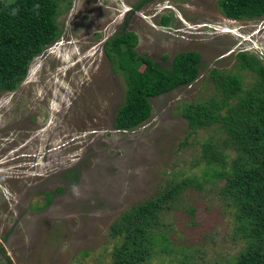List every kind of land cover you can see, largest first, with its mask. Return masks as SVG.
<instances>
[{
	"label": "rangeland",
	"instance_id": "374dc122",
	"mask_svg": "<svg viewBox=\"0 0 264 264\" xmlns=\"http://www.w3.org/2000/svg\"><path fill=\"white\" fill-rule=\"evenodd\" d=\"M142 1L72 0L58 18L59 40L79 47L58 45L54 55L34 59L19 88L0 94V264H8L6 257L11 264H111L110 226L125 210L172 181L202 180L201 145L222 135L215 128L193 132L182 112L213 95L209 71L236 73L244 88L255 82L236 56L247 35L260 45L258 56L249 54L264 65V19L240 27L221 15L218 0ZM124 19L138 37L136 51L163 68L186 51L202 61L195 82L151 99L150 120L129 132L114 129L125 82L103 49ZM206 24L217 31L197 29ZM258 30L262 38L252 36ZM76 52L84 55L62 68V58L72 61ZM204 182L164 215L171 248L149 264H176L183 255L189 264H232L243 251L233 211L218 195L223 182ZM48 193L54 197L45 205Z\"/></svg>",
	"mask_w": 264,
	"mask_h": 264
},
{
	"label": "trees",
	"instance_id": "16d2710c",
	"mask_svg": "<svg viewBox=\"0 0 264 264\" xmlns=\"http://www.w3.org/2000/svg\"><path fill=\"white\" fill-rule=\"evenodd\" d=\"M71 5L72 0H0V94L16 91L30 63L60 38L58 18ZM218 9L230 20L264 19V0H218ZM127 23L125 19L103 46L111 69L125 82V97L114 119V129L122 132L148 122L151 99L191 85L202 67L195 51L176 54L168 68L140 55L138 37L126 30ZM250 54L239 52L236 62L241 70L255 74L253 85L244 88L238 74L212 69L208 77L213 95L186 105L182 112L193 132L215 128L222 135L202 143L198 161L204 163L201 181L223 182L218 195L232 209L235 236L244 242L232 264H264V65ZM201 181H172L156 196L125 210L110 226V237L116 241L111 264H149L158 252L170 250L162 231L164 215L182 202L187 189L201 188ZM53 197L48 193L45 205ZM183 256L176 264H189V257Z\"/></svg>",
	"mask_w": 264,
	"mask_h": 264
},
{
	"label": "clouds",
	"instance_id": "9594fccd",
	"mask_svg": "<svg viewBox=\"0 0 264 264\" xmlns=\"http://www.w3.org/2000/svg\"><path fill=\"white\" fill-rule=\"evenodd\" d=\"M37 7H38V5H37ZM167 9H169V8H167ZM130 10H127L126 11V13H128ZM226 19V18H225ZM125 20V19H124ZM124 20H123V22H124ZM179 20V19H178ZM227 21H229V22H233V23H240V27L244 24V22L245 23H248V21H243V20H230V19H226ZM122 22V23H123ZM180 23H181V25L183 26V27H185L183 30L186 32V33H188L189 35H191V36H197V34L196 33H194V31H195V29L193 28V27H191V26H189V25H186V23L182 20V19H180V21H179ZM121 23V24H122ZM232 24V23H231ZM119 27V26H118ZM200 28H202V30L204 31H210V30H213V31H217L216 30V28H214V27H212V26H210V25H208V24H206V25H204V26H201V27H197V29L199 30ZM229 31H231V30H227V32H229ZM260 33V31L258 30V31H254V33H253V35L252 36H258V38H262L261 37V35L263 34V33H261V34H259ZM259 34V35H258ZM243 36V35H242ZM111 37V36H110ZM110 37H108L104 42H103V46H104V44L110 39ZM63 41V39L60 41L59 39L56 41V42H54V43H52L50 46H48L47 47V51H46V53H48L49 55H54V48L56 47V46H58L59 45V47L63 50H65V49H68V48H70V47H75V44L77 45V47H79V42H77V41H74V39H69V40H67L65 43H63L62 42ZM247 42V43H246ZM258 39H255V38H253V40H251V39H249V37L246 35V36H244V38L242 37V42H241V44H244V46H243V50L244 51H246V52H249V53H251V54H255V55H257V51H259L260 50V45L258 44ZM64 47V48H63ZM92 48V47H91ZM91 48L90 49H88V52H85L84 54H86V53H90L92 50H91ZM243 51V52H244ZM260 55H261V53L260 52H258ZM76 54L78 55V58H73L72 59V61H67L66 62V60L65 59H63L62 58V64L63 65H61V67L63 68V67H65L67 64H70V66H69V68H72V67H74L75 66V64L78 62V60L84 55H79V53H77L76 52ZM57 56H59V54L58 55H56V57ZM258 56V55H257ZM60 57V56H59ZM36 58H38V57H36ZM35 58V59H36ZM31 64V63H30ZM69 68H67V69H69ZM29 71V70H28ZM28 75V74H27Z\"/></svg>",
	"mask_w": 264,
	"mask_h": 264
}]
</instances>
